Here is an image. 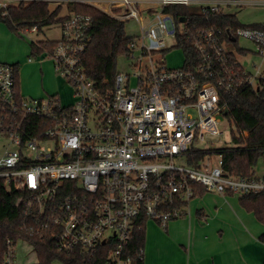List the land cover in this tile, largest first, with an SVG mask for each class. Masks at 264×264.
<instances>
[{
    "label": "built area",
    "instance_id": "obj_1",
    "mask_svg": "<svg viewBox=\"0 0 264 264\" xmlns=\"http://www.w3.org/2000/svg\"><path fill=\"white\" fill-rule=\"evenodd\" d=\"M69 1L134 20L139 31L122 56L130 70L116 71L112 89L101 90L81 64L91 16L68 15L55 24L56 36L46 28L43 42L54 45L38 56L49 58L56 75L73 89L71 104H62L58 93L22 96L15 88L14 63L0 61V110L10 117L8 124L0 119V134L14 147L0 155V178L25 192L24 215L37 233L50 237L57 250L83 259L107 244V264H132L144 259L143 246L130 247L140 222L166 228L185 214L195 185L219 194L264 190V177L228 175L221 155L214 153L218 148L201 147L208 135L222 133L226 97L245 86L259 89L264 79L259 67L243 69L237 48L228 49L225 42L244 37L264 58V26H199L187 19L176 22L163 10L182 4L209 15L264 0ZM158 33L174 43L167 47ZM171 49L182 53L178 67L165 63ZM31 116L42 125L33 134L22 122ZM16 242L7 239L3 264H15Z\"/></svg>",
    "mask_w": 264,
    "mask_h": 264
},
{
    "label": "trees",
    "instance_id": "obj_2",
    "mask_svg": "<svg viewBox=\"0 0 264 264\" xmlns=\"http://www.w3.org/2000/svg\"><path fill=\"white\" fill-rule=\"evenodd\" d=\"M65 5L67 13L61 15V4L50 8L45 0H32L28 3L21 1L5 6L0 4V22L15 33L32 27H36V30L41 32L49 26L62 22L72 13L89 14L92 18L89 28L90 40L82 54L81 64L86 75L95 82L96 86L101 90L112 89L117 71L115 68L117 58L128 51L130 36L125 34V21L116 19L87 3L68 1ZM163 10L170 13L176 22L180 17H185L189 23L199 26L217 25L236 28L244 25L234 13L205 15L194 7L182 4L167 5ZM44 42L40 41L38 45L31 42L30 56L36 57L43 50L52 49L53 43L48 42L45 46ZM241 52L244 51L237 47V53ZM14 67L15 88L20 92L18 64L14 63ZM259 86V89L245 86L226 97L227 103L223 114L235 124V130H232L233 145L215 149L214 153L221 155L226 174L233 177L249 180L256 178V164L264 154V79H260ZM0 119L4 123H10V117L3 115L1 110ZM22 122L24 129L31 134L42 129L38 118L34 116L26 117ZM201 157L202 154L193 156L194 159ZM206 192L202 186L195 185L192 198L202 196ZM24 195L25 192L8 187L0 178V264L4 263L7 239L27 241L36 253L38 264H52L54 260H60L64 264H107V244L100 246L97 253L87 259H83L78 254H66L57 250L53 240L42 233H37L34 223L28 222V218H25ZM238 203L244 210L252 212L264 225V190L240 192ZM140 223L143 227L134 230L130 241V247L135 249L144 246L145 242V222ZM259 240L264 242V233L259 236ZM132 264H143V261L133 259Z\"/></svg>",
    "mask_w": 264,
    "mask_h": 264
},
{
    "label": "crops",
    "instance_id": "obj_3",
    "mask_svg": "<svg viewBox=\"0 0 264 264\" xmlns=\"http://www.w3.org/2000/svg\"><path fill=\"white\" fill-rule=\"evenodd\" d=\"M3 1L16 4L13 1ZM253 24L264 26L263 20L244 23ZM28 44L27 59L19 60L20 56L16 55V60L8 61L7 56L0 57V61L18 64L20 94L42 97L59 93L57 87H53L55 83L51 81L55 79L57 84L52 62L45 56L38 55L30 60L32 56L30 43ZM239 48L244 51L240 53L243 55L252 52L246 46ZM48 63L50 67L47 66ZM240 64L243 69L250 71L243 63ZM252 66L259 67L254 63ZM260 69L264 70L261 66ZM255 175L264 177L263 157L256 164ZM238 197V193L219 194L207 191L202 196L192 198L187 204L186 213L169 221L166 228L155 221H147L143 264H263L264 242L259 240V236L264 233V225L252 212L239 205ZM200 200L202 201L198 202ZM32 250L34 251L33 248ZM23 261L20 258L19 263L15 264H24Z\"/></svg>",
    "mask_w": 264,
    "mask_h": 264
},
{
    "label": "rangeland",
    "instance_id": "obj_4",
    "mask_svg": "<svg viewBox=\"0 0 264 264\" xmlns=\"http://www.w3.org/2000/svg\"><path fill=\"white\" fill-rule=\"evenodd\" d=\"M32 0H26L25 3H28ZM49 3V6L51 8H54L56 5L61 4V10L60 14H66V5L65 3L69 0H45ZM13 3H18V1H13ZM225 11L227 13H234L239 21L241 23H249V22H261L263 20L264 22V4H253V5H244V6H228L225 7ZM144 23H146V20H144ZM183 24H180L182 26ZM264 25V24H263ZM50 28L51 35L56 36L59 32L58 26L53 25ZM125 34L127 36H134L138 34L139 31V25L134 20H128L125 21L124 25ZM47 29H43V31L38 32L30 31V29H21L20 33L11 32L3 23L0 22V57L7 56V60H16L15 56H20L19 60H22L24 58L27 59V48L29 46L28 43H31L32 41H36L38 44L40 41H43L46 37L45 34ZM158 37L164 39V43L167 47L172 45L174 43V39L171 37H163L161 34L158 33ZM42 43V42H41ZM225 45L228 49L234 50L236 47L239 46H246L252 52H249L245 55L235 52V55L239 59L241 63L245 67H247L250 72H255L257 68H255L253 65L257 67L261 66V68H264V59L262 56L256 54L254 52V45L253 43L245 39L244 37H240L237 39L235 43L233 42H225ZM37 57H30V60H34ZM47 58V57H46ZM153 59H157L158 56L152 55ZM49 59V58H48ZM164 60L167 66L169 67H178L181 65L182 62V53L181 51L177 49H171L167 51L164 54ZM47 61V60H46ZM127 59L125 57H118L116 61V70L117 71H128L129 66L127 65ZM50 67V63L48 65ZM55 85L53 87H57L58 94L61 100V103L71 104L74 101L73 97V89L67 85L64 78L61 76H57V84L55 79L51 80ZM219 130L222 131L221 134L217 135H208L206 138V142L201 144V147H211V148H219L224 146H232V130H235V124L232 120L229 118L223 116L221 117V122L219 124ZM5 148H14L6 135L0 134V155L3 153ZM262 159V157L260 158ZM182 159H178L176 162H181ZM210 198V195L208 196ZM203 200V199H202ZM202 200L198 201L201 202ZM180 218V217H178ZM149 225L147 224L146 227ZM32 246L24 240H18L15 245V262L19 263L20 258H23L24 264H37V258L35 256L34 251L31 248ZM52 264H64L60 260H54Z\"/></svg>",
    "mask_w": 264,
    "mask_h": 264
},
{
    "label": "water",
    "instance_id": "obj_5",
    "mask_svg": "<svg viewBox=\"0 0 264 264\" xmlns=\"http://www.w3.org/2000/svg\"><path fill=\"white\" fill-rule=\"evenodd\" d=\"M185 20H186V18H185V17H180V18H179V21H180V22H183V21H185ZM231 40L233 41V40H234V38L232 37V38H231Z\"/></svg>",
    "mask_w": 264,
    "mask_h": 264
}]
</instances>
